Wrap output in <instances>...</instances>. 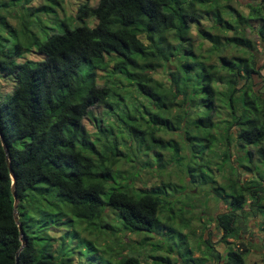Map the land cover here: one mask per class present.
Wrapping results in <instances>:
<instances>
[{"label": "trees", "instance_id": "trees-1", "mask_svg": "<svg viewBox=\"0 0 264 264\" xmlns=\"http://www.w3.org/2000/svg\"><path fill=\"white\" fill-rule=\"evenodd\" d=\"M28 1L10 7L0 0V25L14 37L12 47H0L1 77L13 82L0 95V132L24 236L22 244L0 143V264H14L15 255L18 264H72L88 248L102 257L94 236L114 213L127 232L157 233L160 199L146 184L133 185L136 165L152 166L151 156L141 160L139 153L152 150L155 165L166 164L156 147L169 151L168 162L202 160L187 168L220 189L227 204L213 219L225 244L223 264H257L245 260L243 242L234 248L227 238L245 228L237 210L261 216L264 231V0H237L245 10L230 0H82L73 13L81 23L62 20L63 30L43 41L29 29ZM24 51L39 58L15 61ZM120 85L134 94L122 95ZM98 105L115 125L91 112ZM167 131L177 138H161ZM120 161L135 162L126 176ZM198 241L205 250L192 257L197 264L220 258L207 239ZM102 259L141 264L132 254Z\"/></svg>", "mask_w": 264, "mask_h": 264}, {"label": "rangeland", "instance_id": "rangeland-1", "mask_svg": "<svg viewBox=\"0 0 264 264\" xmlns=\"http://www.w3.org/2000/svg\"><path fill=\"white\" fill-rule=\"evenodd\" d=\"M1 1L9 2L8 5L10 7L19 5V0ZM81 1L62 0L59 4L43 0L28 1L26 7H28L29 14V29L36 34L39 41H43L49 33L63 30L64 24L62 20L65 21L68 27L80 24L81 21L75 19L73 13ZM95 2L96 0H89L91 5H94ZM230 2L234 7L245 10L242 5L237 3V0H230ZM240 2L243 4L244 0H240ZM39 5H46V8L39 9ZM9 20L11 23H14V19ZM85 23L92 25L94 19L89 17L85 20ZM202 24L208 27V20L202 21ZM0 35V47H12L14 37L2 25H0ZM250 37L256 41V37L253 34H250ZM21 57L30 60L39 58L33 52L24 51L21 56L15 58V61L21 60ZM102 73V71L98 72L99 75ZM1 75L0 73V95L4 91L10 90L13 84V82L10 83L7 78L5 79ZM110 78L115 80L113 76ZM121 80L124 82L123 79ZM254 81H256V78ZM98 83H102V77H98ZM129 90L134 94L132 88L120 85L119 91L122 95H128L130 93L128 92ZM120 102L122 103V101ZM91 112L97 117L100 116L103 119V124L112 122L115 125L114 118H111L106 113L104 105L91 107ZM83 123L92 136H98L95 133L94 121L91 118H83ZM160 135L164 140L171 137L177 138L175 133L168 131L160 133ZM96 145L100 149L98 142ZM134 149V147L131 148L132 151ZM156 149L162 152V160L166 164L163 168H160L158 165L156 166L152 157L154 155L152 150L148 152V155L139 153L138 157L141 160H146L151 156L148 162L152 166L143 167L141 164H137L136 169L138 174L133 179V185L141 186L142 184H146L145 190L153 189L155 192L154 196L160 199V206L156 211V221L158 219L157 224L159 226L157 233L127 232L120 228V219L114 213V215H108L104 219L108 228H103L102 232L94 236L96 245L104 250L106 255L111 259H116L119 254H132L139 258L141 264H155L157 262L158 264H197L198 262L196 263V261L198 260H193L192 257H200L201 250H205V247L198 241L199 238H204L218 251L220 258L214 260L212 257H208L201 264H223L225 244L220 241L222 231L213 220L217 214L226 210L227 204L220 193V189L211 186L207 179L200 180L196 174L190 175L189 168L187 167L190 166L192 169L199 162L200 158L180 156L179 159L168 162V158L170 157L169 151L161 147H156ZM182 153L184 151L180 150L179 154ZM200 161L202 162V160ZM134 163V161H120L118 167L123 170L121 174L126 176L127 173L132 171L130 164ZM212 169H215L214 166ZM240 178L246 179L247 177L244 173H241ZM161 183L167 184V186H159ZM180 209L181 213L179 212ZM237 214L241 216L240 224L241 226L244 225L245 228H241L242 231H240L237 239L227 238L229 245L234 248L239 246L240 248L238 241L243 242L248 248V251L244 255L245 260L249 263L264 264L262 217L248 211L242 214L237 210ZM168 215L172 216L167 218ZM52 234L57 235L54 231ZM167 245L172 251L167 249ZM180 246L191 249V255L186 254L184 252L185 249L179 248ZM95 252V250L88 248V254L81 258L80 261H77L76 257H73L72 264L104 263L105 259L102 258H105V253L101 252L100 255L102 257H100L99 253ZM164 257H167L170 263L161 261L160 258Z\"/></svg>", "mask_w": 264, "mask_h": 264}, {"label": "water", "instance_id": "water-1", "mask_svg": "<svg viewBox=\"0 0 264 264\" xmlns=\"http://www.w3.org/2000/svg\"><path fill=\"white\" fill-rule=\"evenodd\" d=\"M0 143L2 145V148H3V151L5 153V159H6V165H7V168H8V172H9V177H10V191L13 195V203H12V207H13V219L14 221L16 222V225H17V228H18V232L20 234V241L21 243L23 244L24 243V236L22 234V230H21V226H20V223L17 221V216L15 214V207L17 205V197L15 195V191H14V182H15V178H14V174H13V171H12V168H11V165H10V162H9V158L7 156V146H6V143L4 141V138L0 132ZM14 264H18L17 262V256L15 255V263Z\"/></svg>", "mask_w": 264, "mask_h": 264}]
</instances>
